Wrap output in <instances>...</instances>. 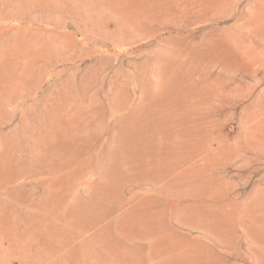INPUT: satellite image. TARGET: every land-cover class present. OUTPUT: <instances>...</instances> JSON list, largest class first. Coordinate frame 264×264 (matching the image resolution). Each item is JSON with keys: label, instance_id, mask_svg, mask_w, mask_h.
<instances>
[{"label": "rangeland", "instance_id": "374dc122", "mask_svg": "<svg viewBox=\"0 0 264 264\" xmlns=\"http://www.w3.org/2000/svg\"><path fill=\"white\" fill-rule=\"evenodd\" d=\"M0 264H264V0H0Z\"/></svg>", "mask_w": 264, "mask_h": 264}]
</instances>
